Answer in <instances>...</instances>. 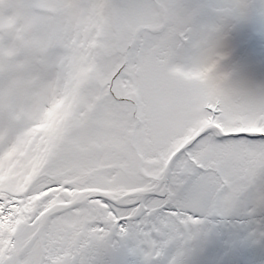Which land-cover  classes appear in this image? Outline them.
I'll list each match as a JSON object with an SVG mask.
<instances>
[{"label": "snow or ice", "instance_id": "obj_1", "mask_svg": "<svg viewBox=\"0 0 264 264\" xmlns=\"http://www.w3.org/2000/svg\"><path fill=\"white\" fill-rule=\"evenodd\" d=\"M0 264H264V0H0Z\"/></svg>", "mask_w": 264, "mask_h": 264}]
</instances>
